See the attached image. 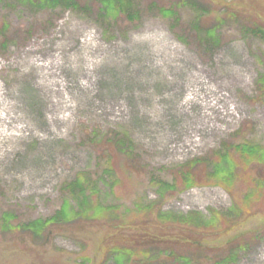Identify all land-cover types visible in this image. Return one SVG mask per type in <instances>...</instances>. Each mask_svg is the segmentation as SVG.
<instances>
[{"label":"rangeland","instance_id":"rangeland-1","mask_svg":"<svg viewBox=\"0 0 264 264\" xmlns=\"http://www.w3.org/2000/svg\"><path fill=\"white\" fill-rule=\"evenodd\" d=\"M76 1L84 11L0 0V116L9 112L8 131L29 128L0 148V222L7 214L14 225L47 218L67 199L77 207L66 184L79 173L97 182L95 204L115 208L102 218L51 225L36 237L0 225V264H117L104 248L110 221L134 224L143 217L154 232L153 223L182 231L172 217L208 218L213 209L243 203L245 167L228 191L209 174L214 155L237 142L264 146V101L257 93L264 39L246 29L250 15L264 22V0H159L168 7L183 1L176 27L148 8L152 0H136L142 14L135 19L105 20L97 16V0ZM193 21L217 27L215 44L196 35ZM35 60L45 72L28 65ZM7 128L0 122V134ZM228 157L234 170L239 155L230 148L220 158L231 169ZM191 162L199 178L187 189L182 173ZM247 169L264 173L259 164ZM259 201L238 212L233 228L199 231L209 247L204 264L220 251L214 245L237 234L253 239L233 264H264ZM148 206L151 214L138 210ZM158 211L169 221L161 223Z\"/></svg>","mask_w":264,"mask_h":264},{"label":"trees","instance_id":"trees-1","mask_svg":"<svg viewBox=\"0 0 264 264\" xmlns=\"http://www.w3.org/2000/svg\"><path fill=\"white\" fill-rule=\"evenodd\" d=\"M35 6H49L52 8L65 5L66 7L73 8L75 10H83L82 5L76 0H29ZM98 9L97 16L102 19H108L110 17L117 18L118 16H126L129 19H135L138 15H141L142 8L136 7V0H97ZM135 1V3H134ZM183 2V1H180ZM180 2L166 6L159 0H152L149 3L148 8L157 11L162 16L171 20L174 27H176L181 21L180 6L184 3ZM84 11V10H83ZM233 16L237 17V12H230ZM247 19H251L252 22L246 27L247 33L256 35L264 39V22L260 20L256 15H250ZM103 20V21H104ZM236 20V19H235ZM195 26L194 30L203 40H206L210 44L216 42V28L213 27H199L198 21H193L191 25ZM2 30V29H1ZM206 37V39H205ZM201 39V40H202ZM214 42V43H213ZM257 93L258 98L264 101V74H261L257 79ZM118 147L123 146V141L117 143ZM226 147V148H225ZM228 147V148H227ZM235 151L239 155L236 158L234 170L232 159L228 162L231 167L228 168L222 159L226 160L229 155V150ZM226 152L221 155L215 154L214 162L212 163L211 173L212 178L220 182L225 189L232 192L235 179L240 175L238 172L241 168L245 167L246 176L248 182L243 192V203L235 201L233 206L228 209H213V213L207 218L200 212L189 213L178 217H172L171 222L174 224L180 222L184 229L182 231L173 230V228H167L164 225L153 223L156 226L158 232H154L148 227V224L144 222V218L141 217L139 221L117 223L110 221L109 232L110 237H107L109 241L104 244L108 258H113L117 264H204V253L206 246L205 242L199 237V231L207 230L211 231H223L233 228L239 219H237L238 212L244 210L246 204L248 206L251 203H255L264 199V173L260 175H254L247 167L251 164H259L264 167V146L255 144L250 141H243L233 143L227 146L223 145ZM224 152V151H223ZM218 158V160H217ZM222 158V159H220ZM109 159L106 163L107 174L112 175L114 166L110 163ZM196 164V163H195ZM194 164L186 165L182 173L183 188H191L197 184L199 176H196L193 171ZM252 170V169H251ZM160 188L163 186L169 187L168 184H164L162 181H154ZM97 182L94 181L86 173H79L78 176L66 184V190L75 197L79 202L75 207L70 199L63 202L62 207L55 214L47 218H38L27 222L12 224L13 214H7V217L1 220L0 225L5 229H23L30 232L33 237L41 235L43 231L48 229L51 225L68 223L77 218H102L101 216L107 211H111L115 207L107 206L102 203H94L92 198L96 191ZM91 191V193H90ZM260 202V201H259ZM245 203V204H244ZM242 204L244 208H242ZM90 205V206H89ZM89 207V208H88ZM139 211L145 213H152V207H140ZM147 208V209H146ZM241 208V209H240ZM158 220L161 223L169 221L166 213L158 211ZM236 216V217H235ZM104 219H111L107 217ZM241 221V220H240ZM170 226V225H169ZM197 233V234H196ZM251 236V235H250ZM254 236V235H253ZM254 237H257L255 235ZM246 238L245 234H237L227 241L221 243L220 246L214 245L220 248V251H216L210 260L213 264H233L238 258L240 251H245L250 247V239ZM210 246V247H214ZM212 250V249H211ZM139 261V262H138ZM95 264H105V261L96 262Z\"/></svg>","mask_w":264,"mask_h":264},{"label":"bare ground","instance_id":"bare-ground-1","mask_svg":"<svg viewBox=\"0 0 264 264\" xmlns=\"http://www.w3.org/2000/svg\"><path fill=\"white\" fill-rule=\"evenodd\" d=\"M34 60V59H33ZM28 65H31L32 67L33 66H36L38 68H43L44 72H45V69H46V66H45V63H38L36 60L35 61H30L28 63ZM55 67V66H54ZM90 68V67H88ZM40 69V70H41ZM60 82V80H59ZM58 83V81L55 80V83L54 85H56ZM49 84V83H48ZM50 86H52V83L49 84ZM60 85H61V82H60ZM8 111V110H7ZM6 111V112H7ZM10 115H9V112H7V115L5 114L4 117L0 116V122H1V125H4L7 124L8 125V128L7 129H4L1 134H0V148L3 147V144L5 142H7L8 140L14 138L15 135H17L19 133V135H22L27 129H29L27 126H20V127H15L13 129V131H8V129H10L9 127L12 125V123H10ZM17 120V119H16ZM7 130V131H6ZM14 132H17V134H15Z\"/></svg>","mask_w":264,"mask_h":264}]
</instances>
